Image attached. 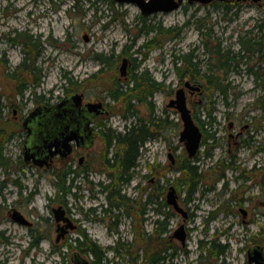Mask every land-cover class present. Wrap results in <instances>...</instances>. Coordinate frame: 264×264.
Returning <instances> with one entry per match:
<instances>
[{
    "label": "rangeland",
    "instance_id": "374dc122",
    "mask_svg": "<svg viewBox=\"0 0 264 264\" xmlns=\"http://www.w3.org/2000/svg\"><path fill=\"white\" fill-rule=\"evenodd\" d=\"M231 3L215 0L207 5H189L184 1L180 8L172 12L145 17L146 25L173 28L176 37L168 38L162 48L150 50L136 69L137 72L147 70L162 86L148 99L154 120L146 126L150 127L153 138L139 149L136 166L130 172L131 180L121 186V193L133 201L129 204L131 207L122 206L116 211L104 212L108 204L100 183L105 185L108 182L107 174L111 172L103 166L101 157L104 144L99 139L86 158L91 172L77 177L71 193L60 198L56 197L54 174L64 165L55 164L48 171L25 168L21 173L19 170L15 174L19 184L17 187L10 186L13 195L8 202H17L33 226L28 228L2 218L0 263L55 264L61 260V252L72 264L70 257L75 250L74 240L81 232H85L104 250L133 243L128 250L132 249L137 254L146 252L147 241L143 238L152 233L156 216L155 206H145L144 201L146 194L153 192L155 186L163 192L158 200H163L165 207L160 210L169 213L167 231L160 238H163V243L174 247L172 251H167V254L174 253L170 264H248L247 248L260 245L264 249V170H261L264 167V153L252 155L253 144L251 148L240 149L236 158L230 159L224 157L225 149L221 145L208 154L209 144L206 143L200 147L196 158H189L184 144L179 142L182 130L179 114L167 108L179 81L194 75L205 84L207 105L199 109L197 102L189 98L186 103L190 110L196 109L193 121L202 132L203 128L213 130L218 126L222 134L229 121L244 116L251 123L256 118L254 123L261 127L264 117L261 108L264 107V35H261L264 28L259 29L257 25L264 11L248 2L238 6ZM113 4L106 0H0V58L6 64V67L0 64V133L17 134L5 145L15 160L21 157L23 117L36 105L57 103L71 93L83 95L86 101L105 102L111 115L103 120V124L112 130L124 132V125L130 120L122 118L123 104L112 101L109 93L114 80L127 82L133 62L127 67V78L119 75L121 60L128 57L123 55L115 70L104 69L102 75L91 80V76L102 68L96 55L116 57L121 51H126L134 58V50L155 33L139 32L143 23L136 5L115 1ZM18 33H25L27 38L31 36V43H37L35 47H30L31 56L37 58L35 66L41 70L40 85L34 90L30 87L33 78L21 71L23 81L29 86L23 95L17 92L20 82L6 77L7 72L15 70L23 57L22 44L14 45L9 41L16 39ZM204 33L208 35L202 36ZM261 37V44L253 45ZM132 39L135 45L130 48ZM205 44L214 50L218 47L221 53L229 51V56H235V60L219 66ZM3 50L7 53L1 54ZM186 54H191L198 72L180 79L175 66L182 65L181 56ZM137 58L135 63L140 60L139 55ZM203 75L217 77L213 79L214 85L209 86ZM65 76L74 83L68 92L69 82ZM14 108L17 109L16 114L12 112ZM148 108L145 104L136 106L137 115L146 119ZM208 119L216 121L211 128L205 125ZM263 136L258 132V143L255 145L262 144ZM170 153L175 159V166L168 157ZM185 159L198 168L201 176L196 192L188 203L183 202L186 186L180 185L178 179L183 174L177 168ZM230 162L233 167L227 168ZM69 165L72 170L75 169L74 160ZM241 173L246 178L241 179ZM69 182L70 177H67L65 185ZM170 185L176 189L179 205L187 213L185 219L165 202ZM59 205L67 210L75 229L56 243L52 209ZM240 209L247 210L246 217ZM180 224L184 225L186 232L184 246L178 240L169 238ZM155 239H151L153 248H157ZM201 240L226 246L227 251L222 256L210 257L206 250H200ZM32 242L36 246H31ZM83 257L91 259L90 256ZM107 258H113L111 251L107 253ZM127 261L126 257H119L113 262L128 264Z\"/></svg>",
    "mask_w": 264,
    "mask_h": 264
},
{
    "label": "trees",
    "instance_id": "16d2710c",
    "mask_svg": "<svg viewBox=\"0 0 264 264\" xmlns=\"http://www.w3.org/2000/svg\"><path fill=\"white\" fill-rule=\"evenodd\" d=\"M112 6L113 0H106ZM229 7H226L228 9ZM264 15V14H263ZM141 22L143 26L140 28V33H155L153 37L148 39L142 45H140L136 50H134V58H132L131 54L126 51H121L118 56H104L103 54H97L96 59L101 64L102 68L98 71L96 75L91 76V80L97 79L98 75H102L104 69L106 70H115L116 65L121 56L127 55L128 58L133 62L131 66V75L126 83L119 82L114 80L112 83V87L110 88L109 97L112 101H120L124 106V112L122 113V118L126 120H130V123L125 126L124 132H118L108 128L105 130L106 136L108 137L105 140L106 143V152L107 148L115 141V151L116 154L112 159H104L102 160L103 166L105 169L110 171L107 176L110 179L105 185L100 183L101 185V192L105 193L106 201H107V208H105L104 212L116 211V209H120L122 206L131 207L129 204H132L133 201L127 198L124 194L121 193V186L124 183H129L131 180L132 175L130 172L136 166V160L139 156V149L142 147L145 142L148 141L150 137L153 138L152 132H150V127L146 126L145 120L139 117L137 114L136 106L145 104L148 108V115L146 119L147 124H151L153 122L152 118V110L150 107V101L154 92L161 90V82L155 81L152 76L149 74L147 70H142L141 72H137L136 69L141 65L143 60L147 57L148 52L152 49L162 48L168 38H175V29L173 28H165L161 25L158 26H149L146 25L145 17H141ZM259 29L264 28V16L261 22L257 25ZM16 39H14L15 43H20L24 47V54L20 64L10 72H7L6 77L11 80H17L20 84L17 87V92L19 95H23V92L29 87L26 82H24V78L22 75L24 73L25 76L30 75L33 80L30 85L31 90H34L40 85V69L35 66L37 58L31 56L30 52H26V50L30 47H35L37 43H31V36H26L25 33H18ZM137 34L135 37H137ZM207 33L202 34V36H207ZM262 34L261 36H263ZM18 38H21L18 40ZM24 39V40H23ZM262 37L257 41L254 42L253 45L261 44ZM248 43L250 40L247 41ZM241 43L245 44L246 41H241ZM242 44V45H243ZM135 45V40L132 39V44L130 48ZM207 51L211 52L215 56L218 61V65L222 66L228 61H234L235 56L230 57L229 51L225 53H221V50L217 47L215 50L212 47H208V44H205ZM32 50V48H31ZM143 50V52H142ZM140 57L138 63L137 57ZM242 57V56H241ZM180 58H177V60ZM3 63L6 67L5 62L2 58H0V64ZM181 66H175L176 74L181 79L186 77L188 74L195 73L197 74V65L193 62V57L191 54H186L181 56ZM224 68V67H223ZM210 70V68L208 67ZM23 72V74L21 73ZM136 71V72H135ZM24 76V77H25ZM194 76V75H191ZM209 86L214 85V77L212 75H203ZM217 79V77H215ZM26 79V78H25ZM65 79L69 82V88H67V92L72 89L74 83L72 82L71 78ZM33 95H35L33 93ZM132 118V119H131ZM106 155V153H105ZM178 171L183 174L182 178H179L180 185L184 184L186 186V197L183 200L184 203H188L191 200V196L196 192V188L200 181L201 176L198 173V168L191 165V161L185 159L184 163L179 165ZM228 168V166H227ZM65 178H61L59 175L56 177V181L54 185L56 187V197L60 198L61 196H65L68 193H71V188L73 187V183L75 179L78 177L79 172L68 170L66 173ZM67 177H70V182L68 185L66 184ZM220 178V176H219ZM218 178V179H219ZM179 185V186H180ZM156 188V190H155ZM153 192H149L146 194V198L144 201V205L151 206L154 205V213L156 218L153 221V231L150 235H146L145 238L147 241V251L141 254H137V252H132V249L128 250V248L133 246V243L130 245L124 246H115L110 249H102L95 241L88 237L85 232H81L79 237L74 240V251L79 255H86L90 256L89 263L90 264H114V259L116 258H127L128 264H170L169 260L174 256V253L167 254V251H172L174 249L171 244L163 243V238L160 236L167 231V221H168V214L167 212H162L160 208L165 207V203L163 200H158L159 197H162L163 192L155 186L153 188ZM142 198V195L140 196ZM212 217V216H211ZM153 237H156L157 241V248H153ZM32 245L36 246V243L33 242ZM72 247V246H71ZM200 250H206L208 255L211 257H219L222 256L227 250L226 246H221L219 244H215L214 241L206 242L200 241L199 245ZM138 250V249H137ZM136 250V251H137ZM111 251L113 253V258H107V253ZM61 260L56 262L55 264H70L68 259L66 258L65 254L60 252ZM86 258V257H85ZM71 260V259H70ZM71 263L74 264L71 260ZM4 264V263H0Z\"/></svg>",
    "mask_w": 264,
    "mask_h": 264
},
{
    "label": "flooded vegetation",
    "instance_id": "af4514ba",
    "mask_svg": "<svg viewBox=\"0 0 264 264\" xmlns=\"http://www.w3.org/2000/svg\"><path fill=\"white\" fill-rule=\"evenodd\" d=\"M227 1L232 2L231 4L237 5V6L242 4V3L248 2L251 5H255L256 7H258L259 9L264 11L263 0H256V1H254V0H227ZM9 41L11 43H13L14 45H16V43L14 42V39H11V40L9 39ZM11 43H9L10 44L9 47H11ZM21 49H22V54H24V51H23L24 47H22ZM26 52L32 53L31 48H28L26 50ZM6 53L7 52L5 50H3L1 52V54H6ZM3 57H6V56H3ZM128 59H129V64H128V66H129L131 64V60H130V58H128ZM248 71H250V70H248ZM255 74H257V73H255ZM186 82H188L191 87L199 88V90H192L191 88L185 87ZM179 88L184 89L186 100H187V98H189L191 100L196 101L199 109L206 107V105H207L206 102H207L208 97L205 93L206 87H205V84L202 81V79H199V77L195 78V76L183 78L182 80L179 81V84L177 85V89H179ZM156 92H158V91H156ZM156 92H154V93H156ZM67 96L68 95H65L64 97H62V99L60 101H58L57 103H54V104L40 103V104L36 105L32 110H30L23 117V120L21 121L22 123L21 122L20 123H21V128L24 131V134H23V139L21 141V157L18 160H15L13 158L12 152L8 151L6 149V146H5L10 141H12L13 138L17 134H14V133L6 134V132H3V131L1 133H4V134L0 133V224H1V220L3 217L11 220L14 223L19 224L18 221H16L14 219V215H15V216H18L19 218H21L22 220H24L26 222V224L23 223V224H19V225L25 226L28 228H31L33 226V223L23 213V210L19 209V207L16 204L17 202H14V201L8 202L9 197L11 195H13V191L10 190V186L13 185V186L17 187V185L19 184V180L15 176L16 173H18L20 171H21V173H24L25 168H37L39 170L48 171V170H51L55 164H62V165H64V167L61 170H58L54 174V177L55 176L57 177L59 175L63 179L66 177L65 173L68 170H72L71 166L69 164H70L71 160H74L76 165H75V169L72 171L79 172L78 178L80 177V175H82V176H84L85 174L87 175V174H89V172H91V167L89 165H87L88 163H86L87 162L86 158L88 156V153L92 149H94L96 143L98 142V139L101 140V142L103 141V144H104V152L102 154L101 159H103V160L105 158L106 159H112L114 157V155L116 154L115 146H114L115 141H113V143L110 145V147L107 148V152H106L105 140L108 137L106 136L107 134H103V133H105V130L110 128L109 126L106 127V124H103V120H106L111 115V112L108 109V105L105 102H103L102 100H92L91 103H101L102 104L101 112L98 115L93 116V121L88 124L89 131H86L83 129L81 130L80 135L83 137V139L82 138H80L79 140L73 139L69 142L70 152L68 155L63 157L61 155V153L58 152L55 155H53L47 161V164H44L42 166H39L38 164L34 163L32 158H29L28 160H26L24 153H25L26 149L30 148V145H29L30 142L28 141V137L30 134H28V131L23 127L24 121L30 117L31 113L37 107H43V108L54 107L57 104H59L60 102H62ZM88 102H90V101L84 100V96H83L81 107H83ZM167 108L174 109L171 107H167ZM261 108H263V112H264V107H261ZM195 111H196L195 108H192V110H190L192 118H196V114L194 113ZM12 112H13V114H16L17 109L14 108ZM124 120L126 121V119H124ZM144 120H145L144 123L147 124L148 122H146V121L148 119H144ZM255 120H256V118H253L254 122H255ZM208 121H209V119H208ZM254 122L251 123V122L245 120V116L242 117L241 119L229 121L227 123L226 130L224 132H222V134L219 133L220 128H218V126H215V129H213V130H211V129L206 130L205 128H203L201 141H200V145H199L198 150L200 149L201 146H205L206 143H208L209 145L208 144L207 145L209 146V149H208L207 153L211 154L212 151L217 147V145L218 146L221 145L223 147V149H225V156L224 157H229L230 159H235L237 151H239L242 148L243 149L244 148H251L252 145L254 144L253 149H252V155L257 156V154H259V153H264V136H263L262 141H261L262 144L260 146L255 145L256 143H258V141H257L258 132H261V134H264V117L261 120V127H259V128L256 126V123H254ZM215 123H216L215 119H211L208 123L206 122L205 125H208L209 128H211V127H213V125H215ZM126 125H128V124L125 123L124 128ZM34 135L40 136V134H34ZM86 135L90 136V144H88L87 143L88 141H86L84 139L86 137ZM102 137H103V139H102ZM150 140H152V137H150L148 139V141H150ZM146 143L147 142H145V144ZM198 150H197L196 154L194 155L195 158L197 157ZM41 151H42V149H41ZM52 151H55L54 147L52 148ZM105 153H106V155H105ZM41 154H43V153H41ZM172 165L175 166V159H174V164H172ZM232 167H233V163L230 162V164H228V168H232ZM251 170H252V168H251ZM261 170H264V167H262ZM239 177L241 179H243V178H246V175L241 173ZM109 180L110 179L108 178V181ZM55 181H56V178H55ZM170 186H172V185H170ZM177 200H178V196H177ZM165 202H166V200H165ZM178 203H179V201H178ZM262 204L264 205V203H262ZM240 211L244 217L247 216V214H248L247 210L240 209ZM65 215L68 217L66 209H65ZM69 219H71V218H69ZM73 223H74V221H73ZM61 225H63V223H61ZM56 228H57V224H56ZM69 231L70 230L67 231V233L64 235L63 238L66 237V235L69 233ZM2 233H3V231L0 230V234H2ZM63 238H61V239H63ZM169 238L171 240L172 239L176 240V239L172 238V235ZM61 239H60V241H61ZM32 243H31V246H34V245H32ZM254 246H260V245H251L249 248H247L246 249V258H248V252H249L250 248L254 247ZM260 247H262V246H260ZM263 253H264V249H263Z\"/></svg>",
    "mask_w": 264,
    "mask_h": 264
},
{
    "label": "water",
    "instance_id": "95a60500",
    "mask_svg": "<svg viewBox=\"0 0 264 264\" xmlns=\"http://www.w3.org/2000/svg\"><path fill=\"white\" fill-rule=\"evenodd\" d=\"M117 3H131L138 7L140 15L148 17L157 13L172 12L182 6L186 1L191 5L194 3L207 5L215 0H113ZM256 1V0H254ZM129 64L128 57L121 60L119 67L120 77L126 78L127 67ZM185 87L192 90H199L185 83ZM83 95L72 93L68 95L62 102L54 107H37L24 121L23 127L28 131L30 148L26 149L24 155L26 160L32 158L34 163L42 166L56 153H61L64 157L70 152L69 142L73 139H80L81 130L89 131L88 124L93 121V116L101 112V103H86L82 106ZM167 107L174 108L182 121V130L179 134V142L184 144L185 151L189 158H192L200 145L202 133L198 126L195 125L191 112L186 104V97L183 88H179L174 93V98L169 100ZM34 134H40L34 135ZM90 144V136L84 138ZM33 147V148H32ZM55 151H52V148ZM42 149V151H41ZM43 153V154H41ZM171 164H174V157L170 153L168 155ZM166 204L171 206L184 219L187 213L180 207L176 190L173 186L169 187L166 193ZM53 218L57 224L55 242L58 243L68 230L75 229L73 222L65 215V209L62 205L52 209ZM14 219L19 224L26 222L14 215ZM63 223V225H61ZM172 238L178 240L181 246H184L186 233L184 225L180 224L173 232ZM74 264H88V262L78 253H74L71 258ZM247 262L249 264H264V253L260 246L251 247L248 252Z\"/></svg>",
    "mask_w": 264,
    "mask_h": 264
},
{
    "label": "bare ground",
    "instance_id": "6f19581e",
    "mask_svg": "<svg viewBox=\"0 0 264 264\" xmlns=\"http://www.w3.org/2000/svg\"><path fill=\"white\" fill-rule=\"evenodd\" d=\"M196 125V124H195ZM197 126V125H196ZM200 129V128H199ZM201 131V130H200ZM201 133H202V131H201ZM170 187V186H169ZM169 187H168V189H167V192H168V190H169ZM74 253H76V252H73L72 253V255L74 254ZM82 256V255H81ZM83 257V256H82ZM72 258V256L70 257V259ZM87 262H88V264H90L89 263V260H87L85 257H83Z\"/></svg>",
    "mask_w": 264,
    "mask_h": 264
}]
</instances>
